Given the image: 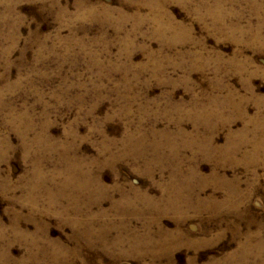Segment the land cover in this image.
<instances>
[{
    "label": "rangeland",
    "instance_id": "rangeland-1",
    "mask_svg": "<svg viewBox=\"0 0 264 264\" xmlns=\"http://www.w3.org/2000/svg\"><path fill=\"white\" fill-rule=\"evenodd\" d=\"M0 264H264V0H0Z\"/></svg>",
    "mask_w": 264,
    "mask_h": 264
}]
</instances>
